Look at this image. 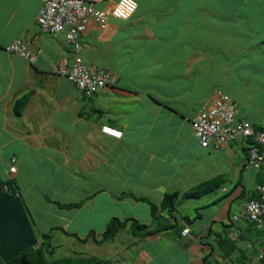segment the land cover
Here are the masks:
<instances>
[{"label":"crops","instance_id":"1","mask_svg":"<svg viewBox=\"0 0 264 264\" xmlns=\"http://www.w3.org/2000/svg\"><path fill=\"white\" fill-rule=\"evenodd\" d=\"M42 1L0 0V178L14 180L26 203L36 185L44 187L38 191L46 205L42 209L51 212L53 207L57 219L46 230L57 228V240L69 244L89 236L86 244L94 243L103 232L94 228L84 235L75 232L82 206L90 207L84 210L94 215L102 201L133 209L141 203L149 207L148 213L139 208L142 221L128 211L132 214L109 215L106 226L112 218L149 226L154 221L150 200L157 206L158 221L171 227L138 238L128 250L116 241L107 245L108 240L93 254L115 264H149L153 253L159 257L156 250L161 247L168 250L172 264H203V258L211 264H236L240 257L236 253L230 262L223 260L217 235L234 239L245 228L243 206L256 193L257 178L264 173L246 167L247 146L242 141L219 150L201 147L191 120L217 90H224L220 88L224 77H234L237 55L255 49L257 42L264 45L260 29L264 0H133L137 9L127 20L109 18L104 29L89 25L79 52L66 44L64 34L42 32L37 24ZM87 1L107 10L119 0ZM209 23L224 25L226 43L219 41L223 44L219 54L208 45L215 42L206 33ZM248 35L252 43H247ZM15 39L40 50L34 65L5 50ZM245 42L246 49L250 44L247 50L241 48ZM259 49L264 56V49ZM76 56L86 66L116 75V84L85 96L55 72L59 62L66 59L71 66ZM118 56H126L124 62L137 69L123 68ZM236 117L264 125L263 116L251 121L237 112ZM105 126L119 131L120 138L104 134ZM217 176H224L225 182L215 192L198 199L179 197L170 211L160 208L166 194H182ZM45 187L55 195L53 201L45 197ZM186 208L194 211L188 225L183 221L184 216L189 218L182 211ZM232 220L238 222L233 226ZM185 229L189 232L183 235ZM117 235L128 236L127 227ZM165 236L164 245L160 242ZM146 242L154 247H142ZM223 249L229 248L223 245ZM119 257L124 259L116 261Z\"/></svg>","mask_w":264,"mask_h":264},{"label":"built area","instance_id":"2","mask_svg":"<svg viewBox=\"0 0 264 264\" xmlns=\"http://www.w3.org/2000/svg\"><path fill=\"white\" fill-rule=\"evenodd\" d=\"M137 4L133 0H119L113 8L99 10L87 0H43L37 16V24L44 33L64 34L66 44L75 52L80 51V38L89 25L100 29L107 26L109 18L128 19L136 11ZM5 50L15 54L30 65L37 61L40 50L27 46L21 40H13ZM55 72L71 81L77 90L87 96L112 86L117 76L111 72L84 65L79 56L68 66L64 59L59 62ZM234 101L223 91L217 90L212 101L202 106L191 120V129L195 138L203 148L219 150L226 144L242 141L248 146L245 165L259 170L264 165V131H255L248 121L237 119ZM251 143V146L248 145ZM14 159H12V163ZM11 172L15 167L10 168ZM259 198L249 200L244 205L242 216L253 222L257 228L264 226V185L256 186ZM187 230L185 231V233ZM264 257L261 252L256 257L258 264Z\"/></svg>","mask_w":264,"mask_h":264},{"label":"rangeland","instance_id":"3","mask_svg":"<svg viewBox=\"0 0 264 264\" xmlns=\"http://www.w3.org/2000/svg\"><path fill=\"white\" fill-rule=\"evenodd\" d=\"M220 25L221 23L218 22ZM240 24H242V21L240 20L239 22ZM212 24L209 23L206 26V33L210 38H214L215 42L217 43H212V45H210L211 43H209L208 45L210 47H212L214 50V53L219 54V52H221V48L219 47L221 43H219L220 40L223 39V41L226 43V37L223 36L222 30H223V26H220L219 24ZM220 27H219V26ZM204 28V25L202 24V29ZM217 28V29H216ZM240 28V27H239ZM216 29V30H215ZM260 29H264L262 28V25L260 26ZM239 33V31H238ZM249 36V35H248ZM250 40L247 41V43H252L253 39L251 37V35L249 36ZM209 38V39H210ZM205 42V41H203ZM256 43V42H255ZM223 45V44H221ZM245 45V47H244ZM244 45L241 43V48H245L246 49V42L244 43ZM250 45V44H249ZM248 45V46H249ZM208 46V48H209ZM247 46V49H248ZM255 49H249L247 51H243L240 52L239 55H237L236 59L238 58L237 61L234 62V64H237V67L235 68V73H234V77H224V83L220 84L221 85V89L223 91H225L235 102H236V108H237V112L238 115L241 117H247L250 118L251 121H254V119L257 120H261L262 116H263V120H264V56H262L261 54V49H264V45H260L258 44V42L254 45ZM253 48V47H252ZM105 52V51H104ZM102 51V53H104ZM116 58H121V60L123 61V68L128 67V71H132L134 69H137V67H133L130 62L128 64H126V56H118ZM115 59V58H114ZM130 61V60H128ZM249 69V70H248ZM214 83V82H213ZM198 111V110H197ZM252 117V118H251ZM195 138V137H194ZM195 141L199 143L198 139L195 138ZM212 157L213 158H217V154L216 153H212ZM38 168V166H37ZM214 166H212L210 169L213 170ZM59 179H56V182H58ZM67 181V180H66ZM36 183H39L38 181H36ZM252 186V184H251ZM44 187H40L38 185H36L33 189V193H30L26 196V201L25 204L27 205L28 208H30V213L32 214L33 218H35V221L38 223V225L35 223V227H34V232H37L38 234L40 233L39 230L43 231V232H49L50 229L46 230L47 227L49 225H53L55 223H57V219L56 217L53 215V207L50 208V211L44 212L42 208H44L46 205L44 204L45 201L44 200H40L39 199V195H38V191H40V189L43 192ZM256 190V189H255ZM44 193H45V197L48 200H54L55 199V195L52 193V191L50 189H47L45 187L44 189ZM257 193V192H256ZM53 198H52V197ZM34 201H33V200ZM146 200H149L147 198H145ZM24 200V199H23ZM150 201V200H149ZM30 202H32L31 207L28 205ZM98 203V201H97ZM57 204V203H55ZM82 205L81 203H77L76 205ZM101 205H96V218H97V222H96V218H95V214L91 215L90 211H85L84 209H90V207H83L79 210L80 214L78 219L75 220L74 224H78L77 230L75 231L76 233L80 234V235H84L88 233V230L91 228L98 233L99 230L100 231H104L105 230V226H106V222L107 219L110 216L113 215H120V213L124 212L125 215H131L132 212L137 213L135 215H139V220H143L144 218L142 217L143 212H141L139 210L142 209L143 211L145 210L144 213H148L149 212V207L147 205H143L140 203L139 208H130L128 207V205L126 204H111V205H106L107 203H104V201L101 202ZM145 206V207H144ZM234 206V205H233ZM181 208L178 207V212H180ZM128 211H132V212H128ZM183 213L188 214L189 218H193L194 215V211H192L191 209H185L182 210ZM128 212V213H127ZM147 215V214H146ZM145 215V216H146ZM158 215V214H156ZM104 216V219L103 217ZM148 218V217H147ZM79 222V223H78ZM86 222V223H85ZM158 222V218L154 219L153 222H151V224L149 225L151 229H154V227H156V224ZM164 222L166 223V221L164 220ZM104 224V227L101 228L100 226H102ZM188 225V224H187ZM72 230V228L70 229ZM52 236H54L53 241L54 244L56 246H59L58 249H56L53 257L51 259H60L63 257H75L78 255H93L95 254L97 251H101L104 246L110 243V245H112V243L114 241H116V244H120L122 243V248H126V250L130 249V243H132L133 241H137L138 238H133L131 236H125V238L121 239L119 237V235H116L115 237L111 238L108 242L105 244L102 243L100 246H96L94 243H89L86 245H82L78 240L74 239V243L69 244V241L63 242V241H58L57 237H55V233L52 234ZM83 237V236H82ZM168 236H165L160 243H163L164 245L166 244V238ZM98 240L100 239L99 237H97ZM60 243V245H59ZM82 245V246H81ZM147 247L148 248H153L154 247V243H150V242H146L145 246L142 247ZM251 247L250 243L246 244L245 240H240L238 241V245H237V249L239 248H249ZM105 251V250H103ZM157 255H159V257L156 256L155 253H153L152 255V259L150 261L149 264H172L171 260L172 258L169 259V255H167L168 250H164L162 247L158 248L157 250ZM221 254L224 256L223 252H221ZM231 257H233V254H231ZM124 259V257H119L116 261H120V259ZM168 260V261H167ZM225 261V259H223ZM227 261V260H226ZM225 261V262H226ZM171 262V263H170ZM221 262H223L221 260ZM227 264V263H226Z\"/></svg>","mask_w":264,"mask_h":264},{"label":"trees","instance_id":"4","mask_svg":"<svg viewBox=\"0 0 264 264\" xmlns=\"http://www.w3.org/2000/svg\"><path fill=\"white\" fill-rule=\"evenodd\" d=\"M95 68V67H94ZM97 69V68H95ZM103 70V69H101ZM106 72H109L107 70H103ZM116 76V75H115ZM65 78V77H64ZM116 84V82H115ZM114 84V85H115ZM112 85V86H114ZM95 92L94 94H96ZM92 94V95H94ZM85 95V94H84ZM91 95V96H92ZM87 96V95H85ZM89 97V96H87ZM255 131H264V125H253ZM248 145L251 146V143ZM246 153L248 151V146L246 147ZM248 155V154H247ZM246 155V161L248 160V157ZM261 171L260 173H264V165L261 166L259 169ZM260 176V177H259ZM257 178L258 185H264V175H259ZM225 182L224 176H217L215 178L203 181L195 186L190 187L186 191H184L182 194L172 193V194H166L161 202L160 208L163 211H170L171 209L175 208V203L179 197L185 198V199H198L205 195L211 194L218 190L221 185ZM238 182H240L238 180ZM257 185V186H258ZM0 188H5L6 192L9 196H15L20 195L19 188L14 180L6 179L3 180L0 178ZM257 192V191H256ZM124 196H131L129 193H125ZM243 196V195H242ZM241 197V196H240ZM247 198V197H246ZM259 198L258 193H255L252 195V197L248 198L249 200H254ZM22 199V197H21ZM139 201L146 202L147 200L143 197L136 198ZM23 201V199H22ZM150 205L153 215V219H157L159 217L156 216V208L157 206L153 204L152 202L147 201ZM23 204L25 206L26 212L28 214L29 220L31 222V225L34 229L35 227V221L30 213L27 205L23 201ZM155 214V215H154ZM194 218V216H193ZM192 219V218H191ZM190 218H187L184 216L183 221L186 224H189ZM245 223V228L241 231L239 230V235L237 238L230 239L226 237L225 235L218 234V247L219 249H222L221 251L224 253V259L228 260L230 262L231 254L234 255V253L239 254V259L236 260V264H258V261L256 260L258 254L264 251V227L263 228H257L256 225L249 221L243 219ZM235 221V222H234ZM238 222L236 220H232L231 224L234 226L235 223ZM231 226V225H230ZM127 227L129 236L133 238H139L142 239L153 232H160L165 231L171 227V225H168L163 220L158 221L155 229H151L149 226H146L144 224H140L135 219H124L120 220L118 218H112L105 230L102 232L100 239L94 240L95 245L99 246L102 243L110 240L111 238L115 237L117 233L120 230H123ZM57 228H52L50 232L48 233H42L38 234L35 232V235L37 237V240L39 241V246L35 248L27 249L24 252H21L17 257H15L13 260L4 262L0 259V264H115L114 260L112 259H104L98 256L94 255H78L72 258L69 257H63L60 259H51L57 249V246L53 242V236L52 234L56 231ZM62 229H60L61 231ZM35 231V230H34ZM94 233V232H93ZM77 237V236H75ZM90 237V236H89ZM89 237L79 239L78 241L81 244H86ZM245 240L246 244L250 243L251 247L250 249L247 248H239L237 249L238 241ZM263 240V241H262ZM223 245H227L228 251L223 249ZM264 253V252H263ZM260 263H264V257L260 260ZM203 264H211L207 263V259L203 258Z\"/></svg>","mask_w":264,"mask_h":264},{"label":"water","instance_id":"5","mask_svg":"<svg viewBox=\"0 0 264 264\" xmlns=\"http://www.w3.org/2000/svg\"><path fill=\"white\" fill-rule=\"evenodd\" d=\"M39 244L21 197L0 188V259L11 261Z\"/></svg>","mask_w":264,"mask_h":264},{"label":"clouds","instance_id":"6","mask_svg":"<svg viewBox=\"0 0 264 264\" xmlns=\"http://www.w3.org/2000/svg\"><path fill=\"white\" fill-rule=\"evenodd\" d=\"M137 9V8H136ZM134 14V13H133ZM130 18V17H129ZM125 20H127V19H125ZM34 65V64H33ZM94 68V67H93ZM66 78V77H65ZM67 79V78H66ZM117 81V80H116ZM97 93H98V91H97ZM253 125V124H252ZM102 132L104 133V134H107V135H109V136H112V137H114V138H117V139H119L120 138V136H121V133L119 132V131H117V130H114L113 128H109V127H103L102 128ZM14 159V158H13ZM12 161V160H11ZM14 161H15V159H14ZM14 163V162H13ZM256 189V188H255ZM247 202V201H246ZM245 202V203H246ZM245 205V204H244ZM242 210H244V206H243V209ZM243 212V211H242ZM241 217L243 218V219H245L243 216H242V214H241ZM237 219V218H236ZM246 220V219H245ZM264 227V226H263ZM262 227V228H263ZM187 230V232L185 233V231ZM189 232V230L188 229H185L184 231H183V235H186L187 233ZM237 238V237H236ZM264 252V251H263Z\"/></svg>","mask_w":264,"mask_h":264}]
</instances>
